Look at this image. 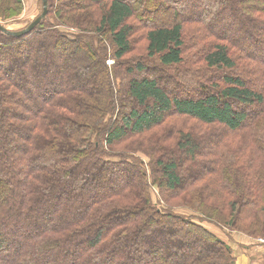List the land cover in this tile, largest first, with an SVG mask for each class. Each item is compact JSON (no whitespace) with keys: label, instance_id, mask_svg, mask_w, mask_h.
<instances>
[{"label":"trees","instance_id":"obj_1","mask_svg":"<svg viewBox=\"0 0 264 264\" xmlns=\"http://www.w3.org/2000/svg\"><path fill=\"white\" fill-rule=\"evenodd\" d=\"M21 10L0 0V20ZM47 14L0 32V264H234L205 224L264 239V0H48ZM170 117L223 133L151 137Z\"/></svg>","mask_w":264,"mask_h":264},{"label":"rangeland","instance_id":"obj_2","mask_svg":"<svg viewBox=\"0 0 264 264\" xmlns=\"http://www.w3.org/2000/svg\"><path fill=\"white\" fill-rule=\"evenodd\" d=\"M41 10H42V2L41 0H22V10H21V13L19 16L13 18V19H8L6 21L4 20H0V24L5 28V29H9L11 31H15V32H19L20 30H23L27 25H29L33 20L34 18H36L37 16L40 15L41 13ZM142 26H138L137 29L138 31L135 33V35H133L131 37L132 39V46H133V52L132 54L127 57L126 59L129 60V62H132V63H135L134 61H132L134 58L138 57L139 55H142V51H143V48L145 46V39H143V37L141 36V33L139 31V29H141ZM62 31H66L67 33L71 32L69 31L68 29H61ZM264 42V37L262 39V42ZM106 48L108 47V51H107V54H108V58H107V62H106V65H109L110 67L113 66V58H110V49L109 47H111V42L109 40H105L104 42ZM263 59H264V54H263ZM145 67L148 68V73L150 72H155L157 73V75H159L161 78V80L164 82V83H168L167 84V87L169 88L168 89V93L172 94V95H175V96H180L181 92H188L190 91V86H188L187 88H182L183 84L181 83H175V82H178L176 79H175V72L173 70H170L168 71L166 68H163V67H160L156 62H153V61H150L149 63H144ZM131 65L129 64V67ZM115 69V68H114ZM195 70V69H194ZM120 73V71H119ZM202 74L203 71H202ZM220 75V72H214L213 74V77H217ZM195 76L197 77V74H195ZM207 76H205L204 78H206ZM196 80L193 76L192 80ZM202 81V80H201ZM115 86H116V89L118 91V89L121 86L119 80L116 78L115 76ZM190 84V83H189ZM179 89H182L183 91H180L179 93ZM122 98L123 100H126V97L124 95H122ZM122 103V102H121ZM132 105L134 107H136V105L131 102ZM125 104L122 103V106ZM126 105V104H125ZM139 109V108H138ZM165 126L164 128H161L160 130H158L159 132H157V134H151L150 136L153 137V136H157V137H160V138H173V137H177L176 133L178 132L177 130L179 129H183L185 132L187 131H192L190 129H193L195 130V133H201V136L203 138H213V136H215L216 134H222L223 132L222 131H219V132H214L212 131L211 129H209V131H207V128L205 127H198L192 122V121H189V120H186L184 118H172L170 117L169 119H167L166 121V124L163 125ZM195 127L197 129H195ZM200 130V131H199ZM202 133H204V135H202ZM207 133V134H206ZM215 135H214V134ZM147 142L149 143V137H147ZM166 139V140H167ZM136 139L132 138V137H129V138H126L124 140V143L122 144H119L118 147L119 148H124L129 146V144H132V147L136 148L137 144H136ZM165 140V141H166ZM164 141V142H165ZM147 142H143V139L141 140L140 139V143L141 144V148L142 150H145L148 152V150H153L155 148L152 149L151 146L155 145L156 142L152 143V144H148ZM160 146H163V143L160 144ZM202 146V145H201ZM138 159H141V160H144L145 162L147 160H145V158L141 155V157H139ZM179 160V157L176 156V161ZM181 161L179 162V166H180V170L182 169V165H180ZM184 167V166H183ZM185 168V167H184ZM180 170H179V173H180ZM188 170L190 169H186L185 170H182V173L180 174L181 175V178H186L187 176V172ZM185 180V179H184ZM169 194V193H167ZM151 195H152V200L154 203H157L158 207H161L162 206V202L160 201L161 198H160V195L158 194V191L157 189L154 187L153 189H151ZM168 196V195H166Z\"/></svg>","mask_w":264,"mask_h":264},{"label":"crops","instance_id":"obj_3","mask_svg":"<svg viewBox=\"0 0 264 264\" xmlns=\"http://www.w3.org/2000/svg\"><path fill=\"white\" fill-rule=\"evenodd\" d=\"M209 232L221 238L233 251L234 264H264V242L245 235L225 231L215 225L205 224Z\"/></svg>","mask_w":264,"mask_h":264},{"label":"water","instance_id":"obj_4","mask_svg":"<svg viewBox=\"0 0 264 264\" xmlns=\"http://www.w3.org/2000/svg\"><path fill=\"white\" fill-rule=\"evenodd\" d=\"M47 11H48V0H42V10H41L40 15L34 18V20L29 25H27L23 30H20L19 32L11 31L9 29H5L0 24V32L5 36L21 38V36H24L34 31L35 27L39 25L43 20H45V18L48 15Z\"/></svg>","mask_w":264,"mask_h":264},{"label":"built area","instance_id":"obj_5","mask_svg":"<svg viewBox=\"0 0 264 264\" xmlns=\"http://www.w3.org/2000/svg\"><path fill=\"white\" fill-rule=\"evenodd\" d=\"M258 241L263 243L264 242V239H258Z\"/></svg>","mask_w":264,"mask_h":264}]
</instances>
